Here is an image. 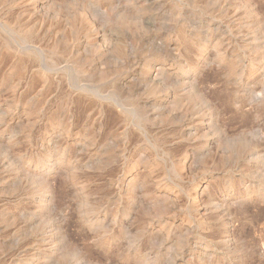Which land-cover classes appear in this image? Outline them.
<instances>
[{"label": "rangeland", "instance_id": "obj_1", "mask_svg": "<svg viewBox=\"0 0 264 264\" xmlns=\"http://www.w3.org/2000/svg\"><path fill=\"white\" fill-rule=\"evenodd\" d=\"M0 264H264V0H0Z\"/></svg>", "mask_w": 264, "mask_h": 264}]
</instances>
